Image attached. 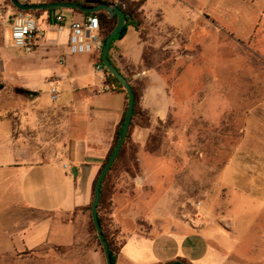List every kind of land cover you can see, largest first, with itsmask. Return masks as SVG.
<instances>
[{
	"label": "rangeland",
	"instance_id": "1",
	"mask_svg": "<svg viewBox=\"0 0 264 264\" xmlns=\"http://www.w3.org/2000/svg\"><path fill=\"white\" fill-rule=\"evenodd\" d=\"M109 1L123 10L140 3ZM164 12L185 15L178 31L165 28ZM56 13H50L51 28ZM138 14L129 26L139 24L146 64L162 75L170 112L164 120L153 119L142 105L151 128L135 127L132 141L147 162L151 189L143 195L138 178L118 183L105 216L117 255L125 237L139 236L132 244L140 245L148 261L183 253L190 259L205 255L206 264H264V0H151ZM12 45L9 31L6 46ZM4 87L3 103L13 100L22 110L36 94L23 85ZM145 89L143 83L142 95ZM9 199L0 196V264H98L95 252L106 264L90 211L81 217L40 212L12 206ZM130 200H137L138 222L118 218L117 210ZM170 203L178 204L180 219ZM62 224L76 227L73 245L28 244L32 235L55 240ZM68 238L61 234L56 241Z\"/></svg>",
	"mask_w": 264,
	"mask_h": 264
},
{
	"label": "crops",
	"instance_id": "2",
	"mask_svg": "<svg viewBox=\"0 0 264 264\" xmlns=\"http://www.w3.org/2000/svg\"><path fill=\"white\" fill-rule=\"evenodd\" d=\"M52 1L28 0L27 4ZM166 1L161 0V3ZM52 11H57L55 21L60 14L66 16L63 32L58 31L57 23L50 27ZM15 12L5 0H0V196L10 197V204L15 207L24 206L40 212H78L81 217L91 207L99 165L123 117L126 97L109 91L106 78L102 79L96 71L101 53L71 55L69 52L70 22L82 21L86 16L71 10H46L40 11L45 13L42 21L35 14L45 31V38L32 54L25 56L16 48L13 39L12 47L6 46L9 31L12 34L8 18ZM145 15L146 19L151 18L150 13ZM163 15L165 28L176 31L178 20L185 17L174 12H164ZM101 35L104 37L102 30ZM146 45L141 30L129 27L125 36L115 43L110 58L133 85L145 83L141 106L150 111L153 119L164 120L170 112V98L162 75L146 64ZM60 58L65 60L63 65H59ZM52 77H57L54 80L60 85L61 96L56 103L50 100ZM7 83L23 85L36 93L29 107L25 110L15 107L13 100L10 105L3 103L4 85ZM152 97L155 104L148 108L146 102ZM156 160L163 161L160 158ZM139 163V187L144 185L145 188L138 190L146 195L151 189L148 183L150 175L143 157H139ZM65 164L69 170L64 169ZM74 167L78 168L77 178L71 174ZM163 176L160 171V177ZM33 188L35 197L31 192ZM136 201L130 200L125 208L118 209V218L141 220L142 217L136 215ZM175 204L174 208L172 203L169 204L170 212L174 210V217L180 219L179 207ZM60 229L53 241L45 236L32 235L28 244L35 246L50 241L61 246L73 245L76 227L62 224ZM61 234L62 239L64 234L69 237L62 244L56 241ZM134 241L139 243L140 237H125L116 264H170L179 260L206 264L205 255L190 259L183 253H177L171 259L154 256L148 261L141 257L140 245L132 244ZM94 255L98 264H103L101 254L95 252Z\"/></svg>",
	"mask_w": 264,
	"mask_h": 264
},
{
	"label": "trees",
	"instance_id": "3",
	"mask_svg": "<svg viewBox=\"0 0 264 264\" xmlns=\"http://www.w3.org/2000/svg\"><path fill=\"white\" fill-rule=\"evenodd\" d=\"M147 1L148 0H141L140 3L132 5L129 10H124V12L127 15L128 25L124 28V30L116 38V40L112 46V50L115 46V43L118 40L122 39V37L125 36V34L128 31V28L130 27L129 25L132 22L137 21L138 16H139L138 11H139V9L143 8L146 5ZM52 2H76V3H79V4L84 5V6H95V5H99L101 3L113 5V3H111V1H109V0H53ZM5 3L7 5H10L14 10L17 11V9L11 4L10 0H5ZM76 12H78V11H76ZM26 13L36 14V11H30V12H26ZM83 15L86 17L87 16H95V17L99 18L100 23H101V30L104 34L103 38H104V43H105L107 37L109 36L111 31L116 26L117 17L111 18L106 12H103V11L99 12V13H95V14H83ZM133 27H135L137 30H139L138 22H136V24ZM112 50H111V52H112ZM100 64H102L104 66L103 61H102V57H100ZM104 70H105V75H106V86H107L108 90L113 92V93L124 94L126 97L125 111H124L123 117H122V119H121V121H120V123L116 129L114 144L112 146L110 153L108 154V156L106 158V161H107L108 157L110 156V154L115 149V147L119 141V138L121 136V132H122L124 120H125V115H126V110H127V105H128V95H127L126 90L123 88V86L119 83V81L116 78H114L107 71L105 66H104ZM128 81L132 85L133 90H134L135 95H136L135 113H134L132 125L130 128V132H129V136H128V139L126 141V144H125L124 148L122 149V152H121L120 156L118 157L117 161L115 162L114 166L112 167L110 173L107 175L106 179L104 180L103 187H102V196H101V201H100V205H99V219H100L101 226L103 228L104 235H105V237L109 243L113 264H116V262H117V252H116V250H117V239H116L115 235L112 234V232L110 231V228L108 227L105 216L107 215V212L112 211V207H113L112 196L117 192L118 183L121 182V179L123 177H126V178H129L130 180H135L140 174L139 146L132 141V133H133L134 128L135 127H141V128H146V129L151 128V120L147 116V112L141 106V98H142L141 89H142L143 84L137 83L136 85H133L130 80H128ZM95 182H96V180H95ZM94 187H95V183H94ZM87 210L91 211V207H89ZM90 225L93 229V232L96 233L95 227H94L92 219H91V215H90ZM96 237H97L99 246H101L99 239H98V236H96ZM101 249H102V246H101ZM179 262H182L183 264H190L185 260H179Z\"/></svg>",
	"mask_w": 264,
	"mask_h": 264
},
{
	"label": "water",
	"instance_id": "4",
	"mask_svg": "<svg viewBox=\"0 0 264 264\" xmlns=\"http://www.w3.org/2000/svg\"><path fill=\"white\" fill-rule=\"evenodd\" d=\"M11 4L19 11L23 12H30V11H48V10H71V11H78L82 14H95L99 12H106L111 18L117 17V23L114 29L111 31L109 36L107 37L104 47L102 50V61L107 69V71L116 78L119 83L123 86L126 90L128 95V105L124 120L123 129L121 132V136L119 141L113 150V152L108 157L107 161L105 162L104 166L101 168L94 187V194H93V201L91 204V219L93 225L96 230V234L98 236L99 242L102 246L105 263L106 264H113L111 250L109 247V243L104 235L103 228L100 223L99 219V205L102 196V187L104 180L106 179L107 175L110 173L112 167L114 166L115 162L117 161L118 157L120 156L122 149L124 148L126 141L129 136L130 128L132 125V120L135 113V106H136V95L133 90L132 85L127 80V78L116 68L113 64L110 54L112 50V46L118 37V35L124 30L127 26L128 20L127 15L118 5H108L106 3H101L95 6H84L76 2H50V3H43V4H26L19 0H10ZM72 175L74 178L78 177V168L74 167L72 169ZM170 264H183L182 262H172Z\"/></svg>",
	"mask_w": 264,
	"mask_h": 264
},
{
	"label": "built area",
	"instance_id": "5",
	"mask_svg": "<svg viewBox=\"0 0 264 264\" xmlns=\"http://www.w3.org/2000/svg\"><path fill=\"white\" fill-rule=\"evenodd\" d=\"M28 3V0H19ZM141 1V0H134ZM57 28L59 32H63L67 18L64 14L56 17ZM8 24L12 28V39L16 48L22 54L32 53L45 38V31L42 29L38 17L34 13H26L17 10L8 18ZM70 39L69 52L71 55H83L102 53L104 47V38L101 35V23L98 17L87 16L82 21L70 22ZM64 58L59 59L60 65L64 64ZM96 71L102 79L106 78L104 66L98 64ZM50 100L54 103L60 100V85L57 81L51 82ZM65 170H69L67 164L64 165Z\"/></svg>",
	"mask_w": 264,
	"mask_h": 264
}]
</instances>
